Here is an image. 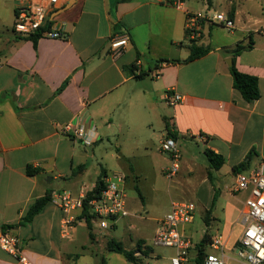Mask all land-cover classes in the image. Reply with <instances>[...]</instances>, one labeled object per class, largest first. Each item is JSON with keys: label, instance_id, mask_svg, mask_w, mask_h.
Here are the masks:
<instances>
[{"label": "crops", "instance_id": "obj_1", "mask_svg": "<svg viewBox=\"0 0 264 264\" xmlns=\"http://www.w3.org/2000/svg\"><path fill=\"white\" fill-rule=\"evenodd\" d=\"M252 1L225 0V12L216 11L234 20V31L206 23L191 39L187 12L210 13L214 0H185L183 9L171 0H61L58 15L50 18L65 24L66 37L35 43L13 33L16 11L27 0H0V236L9 231L19 237L34 264H77L80 256L73 254L72 244L85 222L78 221L64 238V213L53 204V195L93 191L103 172L109 176L100 161L112 148L121 156L163 153L170 126L178 145L202 143L225 158L223 167L212 171L190 154L183 168L184 190L210 212L207 227L217 225L214 235L206 234L211 239L223 234L226 248L233 249L243 236L242 231L235 238L249 197L248 192L232 194L235 167L247 162L243 172H250L264 164V0H255L248 19L244 11L248 5L251 10ZM123 32L131 45L113 60L109 42ZM250 44L236 66L259 79L261 97L251 103L235 89L230 72L233 50ZM192 47L207 53L188 62ZM138 61L142 66L137 69ZM171 90L184 97L176 107L166 101ZM69 123L95 130L94 143L85 146L63 134ZM170 165L169 156L162 172ZM29 168L36 174L30 175ZM131 170L137 171L135 166ZM47 196L51 201L25 223L31 206ZM194 223L185 228L190 237ZM198 255L197 249L196 264ZM0 264L20 263L0 248Z\"/></svg>", "mask_w": 264, "mask_h": 264}, {"label": "built area", "instance_id": "obj_2", "mask_svg": "<svg viewBox=\"0 0 264 264\" xmlns=\"http://www.w3.org/2000/svg\"><path fill=\"white\" fill-rule=\"evenodd\" d=\"M171 1L177 9L184 8L185 0ZM60 7L61 0H27L16 11L13 33L21 39L33 36L64 39L66 37L65 24L50 18L51 14L58 11ZM186 18V30L191 39H196L201 35L202 26L206 23L220 25L230 32L236 28L234 20L226 13L187 12ZM130 45L131 38L127 32L114 35L109 42L110 57L118 60L127 52ZM141 66L142 63L138 61L136 68ZM183 100L184 97L175 90H171L166 95V101L170 107H176ZM61 131L63 134L72 135L85 146L94 143L95 130L88 131L77 123L66 124ZM161 151L170 156L171 165L165 170V174L167 178L173 179L177 176L181 163L177 140L173 137H166L161 143ZM126 179L127 176L124 173L110 174L106 179V188L93 199H88L87 194L75 196L70 191L54 194L53 204L64 213L63 237L71 236V231L78 221L85 222V220H80L79 216L86 205L93 216V224H99L102 229H109L119 219L128 217L130 213L126 206L124 189ZM247 192L249 197L241 216L245 230L242 238L232 249L237 252L236 256L231 257L227 254L226 243L222 236H215L209 245L215 253L205 252L203 264H264V164L258 165L250 172H238L236 175L232 194L239 195ZM77 211L80 212L79 216L76 215ZM196 212L197 205L193 202H173L171 210L157 222L153 243L155 246L175 250V255L171 260L172 264L189 263L190 252L197 249L185 231V228L194 222ZM0 248L20 264H34L23 250L20 238L9 231L1 234Z\"/></svg>", "mask_w": 264, "mask_h": 264}, {"label": "rangeland", "instance_id": "obj_3", "mask_svg": "<svg viewBox=\"0 0 264 264\" xmlns=\"http://www.w3.org/2000/svg\"><path fill=\"white\" fill-rule=\"evenodd\" d=\"M214 1L213 9L208 12H225V8H222L225 0ZM200 3H203V0ZM250 4L253 6L251 10L248 5L244 11L248 19V13L254 12L252 10H255L257 1L253 0ZM206 149V146L202 143L181 141L179 150L183 160L180 163L179 175L173 179L167 178L166 174L161 170L166 165V159L169 158L167 153L157 152L149 155L140 151L130 152L126 156H121L114 148L108 152L105 151L103 153L104 160H101L100 164L109 170V175L120 172L129 177L126 179L127 184L124 189L126 206L130 216L119 220L116 229H102L96 223L93 224V228L90 231L86 223L80 224L77 228V233L74 235L72 244L73 254L80 256L77 264H103L104 260L107 261V264H134L127 261L123 255L108 251L107 243L112 239L124 242L125 248L130 251H136L139 245L138 243L141 242L142 251H146L148 255H144L143 252L138 253L136 255V258L139 259L138 264H172L171 260L175 255V250L155 246L153 240L156 220L167 215L171 210L173 202H194L198 206L191 234L194 245L201 244L206 233L214 235L217 225H214L212 229L207 227L204 206L200 204V200L195 195L190 193V191L186 193L184 190V181L186 180L183 178L186 176L183 171L184 163L189 155L192 154L197 156L199 163L205 166L208 165L205 155ZM132 166H135L137 170L135 173L131 170ZM194 182L198 186L200 184V178L196 177ZM227 184L231 185V182L228 181ZM137 189H140L143 195V201ZM222 191L226 196L229 194L226 188H223ZM220 227V233H223V228L222 226ZM237 227L235 238L240 236L242 231L244 232L245 230L242 221L237 223ZM90 232L95 234L96 240H92ZM219 235L223 236V234ZM138 239L141 240L136 243ZM230 247L232 248L233 245H230ZM206 251L208 253H215L209 246L206 247ZM216 254L219 255L218 252ZM227 254L235 257L237 252L227 248ZM196 258L197 249L195 248L190 252L189 263L187 264H196Z\"/></svg>", "mask_w": 264, "mask_h": 264}, {"label": "trees", "instance_id": "obj_4", "mask_svg": "<svg viewBox=\"0 0 264 264\" xmlns=\"http://www.w3.org/2000/svg\"><path fill=\"white\" fill-rule=\"evenodd\" d=\"M232 16H233V14H232ZM38 38H39V36H33L32 38H22V39L32 40L36 43ZM251 48H252V44H250L248 46H241V45L237 46L232 52L233 64L230 68V72H231L233 80H234L235 89L238 90L242 94L243 98L249 103L255 102V101L259 100L261 97L260 89H259V79L257 76L246 74V73L239 71L237 66H236V58L243 51L249 50ZM206 53H207V50H203V49L198 48V47H192V52H191V55L188 59V62H193V61L199 59L200 57H202L203 55H205ZM65 85L62 87L61 91L65 88ZM168 137H173L175 140H177V134L175 132H173V129L170 126H168ZM201 137H205V136L201 135ZM254 152H255V150H253L251 152V154L248 156V159H251V155ZM205 154L207 157V161H208V165H209L210 170L218 171L225 164V158L222 155L216 154L215 152H213L210 149H207ZM246 168H247V162L235 167V170L237 172H243L246 170ZM80 169H84V167H82ZM28 173L30 175H35L36 171L33 170L32 168H29ZM107 177H108L107 174L105 172H103L102 175L100 176V178L98 179V182L96 184L95 189L93 191H90L87 193L88 199L96 198L97 196H99L102 193V191L106 188ZM137 192L143 201V196H142L140 189H137ZM50 201H51V196H47L45 198L37 200L29 209V212H28L26 218L24 219V222L30 223L35 218V216L38 215ZM79 219L85 220L89 230L90 231L92 230V228H93V216L90 214V209L87 205L85 206L84 210L82 211V214L79 216ZM205 223L207 226H210V223H211L210 212H208L205 216ZM90 236L93 240L94 234L92 232H90ZM140 243L141 242L138 243L139 245H138V248L136 251H130V250L125 248V246L122 242H119L117 240L112 239V240L108 241L107 248H108L109 252L121 254L127 259V261L134 263V264H138L139 259L136 258V255L138 253L143 252L144 255H148L146 251H142ZM210 243H211V236L209 234H206L203 238L202 243L197 245V249L199 251L198 264H203L204 253H205L206 247L209 246ZM103 264H107V261L104 260Z\"/></svg>", "mask_w": 264, "mask_h": 264}, {"label": "water", "instance_id": "obj_5", "mask_svg": "<svg viewBox=\"0 0 264 264\" xmlns=\"http://www.w3.org/2000/svg\"><path fill=\"white\" fill-rule=\"evenodd\" d=\"M57 15H58V13L56 12L54 16H57ZM90 149H91V147H88V150H90Z\"/></svg>", "mask_w": 264, "mask_h": 264}]
</instances>
